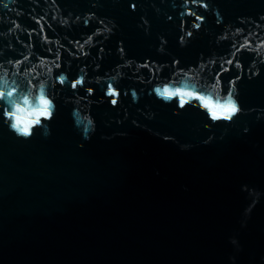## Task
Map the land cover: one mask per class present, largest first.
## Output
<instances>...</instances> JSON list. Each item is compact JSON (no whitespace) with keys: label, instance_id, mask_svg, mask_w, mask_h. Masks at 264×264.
<instances>
[{"label":"water","instance_id":"water-1","mask_svg":"<svg viewBox=\"0 0 264 264\" xmlns=\"http://www.w3.org/2000/svg\"><path fill=\"white\" fill-rule=\"evenodd\" d=\"M183 2L173 8L172 0H98L96 7L92 0H0V64L11 74L15 62L33 84L47 79L57 96L48 136L38 128L29 140L17 138L0 119V264H264V64L249 79L255 53L245 47L264 43V27L252 23L264 24V0H208L207 11L188 0L206 20L186 47L178 43L180 29L197 21L181 18ZM70 12L71 20L87 12L99 19L67 24L62 17ZM105 17L116 23L107 40L97 33ZM229 23L233 29L217 43ZM160 36L168 41L164 54L157 51ZM120 42L139 67L120 70L121 100L112 107L111 97L104 99L107 82L98 77L114 75L123 63ZM213 55L204 81L219 78L226 93L243 65L238 99L253 111L205 128L211 122L197 107L175 114V102L148 94L157 64L179 58L187 67ZM61 74L63 85L55 79ZM80 77L83 84L73 89ZM132 88L138 103L124 95ZM65 99L95 117L91 140L82 141L74 105ZM148 112L155 115L149 119ZM164 135L193 147L181 150ZM242 185L261 193L247 218L252 198Z\"/></svg>","mask_w":264,"mask_h":264},{"label":"clouds","instance_id":"clouds-1","mask_svg":"<svg viewBox=\"0 0 264 264\" xmlns=\"http://www.w3.org/2000/svg\"><path fill=\"white\" fill-rule=\"evenodd\" d=\"M14 3L15 0H12ZM93 7H96L98 0H92ZM164 2V0H161ZM194 4H198L199 8H203L207 11L210 7L208 0H192ZM173 8L176 7L175 0H172ZM4 7L7 8L8 4H4ZM131 7L133 10L136 8V4L132 3ZM181 7L184 9L180 12L181 18L184 16H195L197 22H193L190 29L181 28V35L179 36L178 43L181 47H186L190 39L193 38L194 33L192 29L200 30L202 24L205 22L206 17L203 15H196L195 12L191 11L188 6V0H184ZM157 12H160L159 8H156ZM215 14L219 16L218 9H213ZM72 13L70 12L68 16L62 17L65 23L70 24ZM83 20L84 25H88L89 21L97 20L99 17L96 16L94 12H87L83 17L77 15L75 20H71V23H77ZM107 23H103V29L97 30L99 34L101 31L104 33V39L107 40L111 34H113L116 27V23L113 19L104 18ZM145 25H148V20L144 17H141ZM168 19L171 20L172 17L168 16ZM222 17L217 20L219 24L222 21ZM246 18L240 17L239 20L241 23L245 21ZM251 20V18H247ZM260 20H264V15L260 16ZM252 23L256 24L257 27H264V24H260L255 20H252ZM236 28V27H235ZM233 29L231 23L225 25V30L217 35V43L221 42L222 39H226L228 32ZM7 37V36H6ZM160 45L157 47V51L161 54L166 53L165 45L168 43L166 37L160 36ZM249 48L250 52L255 53V58L250 62L247 72L248 78L252 79L260 74L259 64H264V43L257 42L255 46L245 45ZM118 52L123 63L117 64L112 70L115 74L109 75L106 73L102 77H98V80H104L107 82V88L104 89V99L111 97L110 105L116 107L118 101L121 100V90L116 85L124 77L125 73H122L120 70L124 68H129L132 70V66L135 65L139 67L138 61L134 58H126V52L120 42V47ZM203 57V54H201ZM7 59L6 61H9ZM215 57H208L207 59L201 58L196 65H188L187 67H180L179 58H173L171 65L167 62L159 63L156 67L157 76L155 77V82L149 80L147 83L151 84V88L148 90L150 96L154 97L161 101L164 104H172L175 102L176 107L173 109L175 114H178L181 110L192 106L197 107L201 112L205 113L208 120L211 123H205V128H211L214 124L232 123L237 116L245 111H253V109L245 110L238 99L239 96V87L238 83L241 80L244 74V66L239 65L236 68L240 75L235 76V79L231 81L230 85L228 84V91L224 93V85H221L219 78L214 82L204 81L203 72L205 68H208L209 63H214ZM99 67V66H98ZM170 67L169 76L164 77L161 75L163 69ZM14 72L10 74L9 69L5 68L0 64V108L3 109L0 113V119L3 123L7 125L8 130L14 133L17 138L29 140L31 139L36 130L42 129L43 134L48 136L51 134V121L56 117L57 113V96H52L49 94V83L48 80H41L38 84L31 83L30 73H20L19 65L13 62ZM209 73L212 69L208 68ZM17 77H22L28 79L29 82L25 87L22 85L21 81ZM56 81L63 85L67 77L64 74H61L59 77L55 78ZM143 83V82H142ZM77 84H83V77H80L72 84V88L75 89ZM143 89H141V92ZM131 94L133 103H138L140 99V92L135 88L126 89L124 95L127 96ZM93 94L92 90L89 89V95ZM71 101L74 105L72 109V116L74 120V126L80 132L82 136V141L91 140L92 135L95 134L97 130L96 119L93 115L83 116L81 108H78L77 102L70 99H65V103ZM149 119H151L155 113L148 112L145 113ZM83 116V122L81 120ZM119 122V121H118ZM135 124L136 122L133 121ZM149 131H151L149 129ZM245 133L248 132V129H244ZM123 135V133H121ZM155 135H160V133H155ZM110 138V137H105ZM163 139L165 141H174L179 144L181 150H188L193 147L191 144H180L179 141L175 140V137L164 135ZM213 139V136H209L203 143L208 144ZM80 147H83L81 142ZM242 190L246 191L248 195L252 198L251 203L244 211V216L247 218L251 213L253 207L259 201L261 193L255 189L250 188L248 185H242ZM246 224V219L241 222L243 227ZM230 243L236 247L237 250L240 249V244L238 239L235 236L229 238ZM230 259L234 260L235 257Z\"/></svg>","mask_w":264,"mask_h":264}]
</instances>
